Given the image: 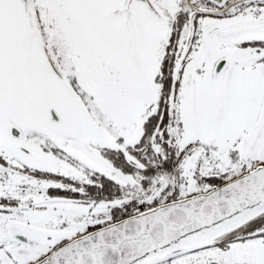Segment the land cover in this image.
Instances as JSON below:
<instances>
[{"label":"snow or ice","instance_id":"obj_1","mask_svg":"<svg viewBox=\"0 0 264 264\" xmlns=\"http://www.w3.org/2000/svg\"><path fill=\"white\" fill-rule=\"evenodd\" d=\"M0 264H264V0H0Z\"/></svg>","mask_w":264,"mask_h":264}]
</instances>
